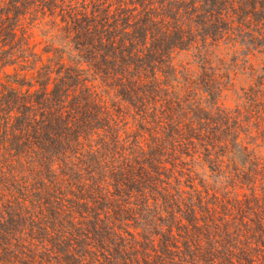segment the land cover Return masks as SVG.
<instances>
[{"label":"trees","instance_id":"16d2710c","mask_svg":"<svg viewBox=\"0 0 264 264\" xmlns=\"http://www.w3.org/2000/svg\"><path fill=\"white\" fill-rule=\"evenodd\" d=\"M0 71V264H264V0H0Z\"/></svg>","mask_w":264,"mask_h":264},{"label":"rangeland","instance_id":"374dc122","mask_svg":"<svg viewBox=\"0 0 264 264\" xmlns=\"http://www.w3.org/2000/svg\"><path fill=\"white\" fill-rule=\"evenodd\" d=\"M34 36H35V38H34V41L35 42H40V41H42V38L39 36V33H38V31H34ZM38 48H40L39 46H38ZM253 63H256V64H258V62L256 61V59H253ZM0 75H2V71H0ZM239 85L241 86V85H243L244 84V80H243V78H239ZM223 104L225 105V106H227V107H232L233 106V97H228L224 102H223ZM260 151H262L263 153H264V149H261ZM199 174H202V171H199Z\"/></svg>","mask_w":264,"mask_h":264}]
</instances>
